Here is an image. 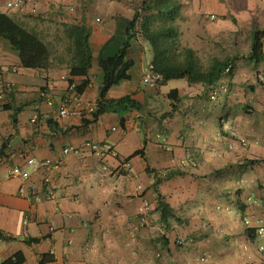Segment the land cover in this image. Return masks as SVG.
Instances as JSON below:
<instances>
[{"label":"crops","instance_id":"obj_1","mask_svg":"<svg viewBox=\"0 0 264 264\" xmlns=\"http://www.w3.org/2000/svg\"><path fill=\"white\" fill-rule=\"evenodd\" d=\"M8 1L0 0V12L41 37L46 32L34 25L38 20L56 29L62 23L85 24L92 61L89 84L71 105L77 112L59 116V100L68 87L66 63L23 67L0 41V93L4 81L12 83L0 100V264H12L16 253L22 256L18 264H39L41 254L52 256L46 264H264V247L259 248L264 238L251 228L264 226V38L260 59L248 57L251 30L264 29V0H182V19L196 27L201 22L218 27L228 44L240 37L236 22L248 27L243 52L199 62L204 69L226 63L217 79L226 80V89L217 99L211 98L212 82H144L152 55L145 54V41L135 32L126 49L133 62L129 78L106 92L109 98L132 94L142 103L141 111L124 114L123 124L113 111L84 120L98 99V55L118 50L133 9L118 0H23L22 9L8 7ZM230 15L237 18L234 24ZM47 86L53 88L51 105L38 97ZM172 88L177 89L173 109L167 96ZM142 131L150 135L146 145ZM159 133L164 143L157 141ZM87 141L110 142L117 157L95 155L84 146ZM65 146L82 151L64 154ZM141 147L142 153L128 159L130 170H121L118 158ZM29 157L56 165L33 168L26 163ZM13 165L26 167L28 179L11 176ZM156 177L159 193L182 220L168 229L152 211ZM29 238L38 241L27 243Z\"/></svg>","mask_w":264,"mask_h":264},{"label":"trees","instance_id":"obj_2","mask_svg":"<svg viewBox=\"0 0 264 264\" xmlns=\"http://www.w3.org/2000/svg\"><path fill=\"white\" fill-rule=\"evenodd\" d=\"M122 1V0H118ZM182 0H138L133 4V14L125 28V38L118 50L107 57L98 55V65L101 69V82L98 87V99L94 108L90 111V118L84 122H93L105 111L118 113L120 123L124 122V114L128 110H142V103L136 100L132 94H125L117 98L106 96L108 88L122 79H128V68L132 60L126 58V49L135 32L139 33L143 41L149 43L152 49L150 60L151 70L160 75L157 84H163L169 79L185 78L188 82L210 83L217 80L223 72V65L217 61L208 69H204L194 50L188 46H181L179 42V30L176 20L181 17L180 9ZM124 4L130 2L124 0ZM61 36L63 39L64 53L67 55L68 82L74 77H81L76 84L75 90L78 94L89 84L88 70L92 61V51L89 45L90 31L83 23H62ZM264 29L253 28L251 30V43L248 57L259 60L262 55V39ZM61 39V40H62ZM0 41L17 55L21 66L35 69H47L55 59L63 61L59 55L55 56L52 43L43 39L36 31L27 28L17 22L5 12H0ZM173 102L177 99V89L172 88L167 93ZM143 147L135 150L124 159L132 155L142 153ZM150 170H148L149 172ZM158 177L152 184L156 193L155 206L152 211L158 213L157 222L163 229H168L173 222L182 221L173 207L165 201L157 189ZM251 228H254L251 227ZM254 232V229H252ZM1 235V232H0ZM164 237V235H161ZM38 239L29 238L27 243H33ZM179 244V243H177ZM39 264H46L52 259L49 254H41ZM22 260L20 253H16L12 264H18Z\"/></svg>","mask_w":264,"mask_h":264},{"label":"built area","instance_id":"obj_3","mask_svg":"<svg viewBox=\"0 0 264 264\" xmlns=\"http://www.w3.org/2000/svg\"><path fill=\"white\" fill-rule=\"evenodd\" d=\"M7 6L10 8H18L22 9L23 7V0H10L7 2ZM35 10L33 9L32 12ZM160 78V75L157 73L152 72L151 65L149 66L148 73H145L143 76V80L149 84H155L156 81ZM4 91L0 93V100H5L6 93L12 88V83L8 80L4 81ZM76 82H68L67 92L60 98L59 106H58V115L59 116H68L77 112L71 105L76 104L78 102L77 95L78 93L75 90ZM209 89L211 92V98L217 99L219 94L226 89V80L219 79L209 84ZM53 88L52 87H43L38 90V97L42 98L48 105H51L54 101L53 95ZM36 118V115L34 116ZM84 146L88 148L92 153L97 156H114L117 157V151L113 147V145L108 141H87L84 143ZM63 153L68 154H78L82 151L80 147H73V146H65L63 148ZM27 165L32 166L33 168H49L56 165V162L50 159H40L36 157H29L26 161ZM118 167L123 170L124 172H128L130 170V162L124 158H118ZM9 173L13 177H17L21 180H26L29 177L30 172L26 167L20 165H13L11 166ZM43 184L47 186V195L51 198L54 197V194L51 190L50 186V179L49 177L45 176L43 178ZM20 192H24V187L21 186L19 188ZM34 200H40L39 195L34 196ZM27 218L22 220L23 224H26ZM140 222H144V216H141ZM243 223L245 225H251L249 218L244 217ZM254 234L256 237L264 238V226L263 225H256L254 226ZM264 246L260 245V249Z\"/></svg>","mask_w":264,"mask_h":264},{"label":"rangeland","instance_id":"obj_4","mask_svg":"<svg viewBox=\"0 0 264 264\" xmlns=\"http://www.w3.org/2000/svg\"><path fill=\"white\" fill-rule=\"evenodd\" d=\"M127 3L130 2L131 4L128 6H132L133 4H136L138 0H125ZM124 3V0L121 1ZM127 5V4H125ZM133 8V7H131ZM35 18V17H33ZM30 20L31 23L35 20ZM185 18L180 17L176 20V24L178 26L179 30V42L181 46H188L191 47L195 55L196 53L199 54L198 60L199 62H202L203 64H207L210 62L211 58H217V59H224V57H231L239 52H243L246 43L243 41L244 38H246V35L244 33V29H248L242 22H236L237 18H234L233 16L230 15L229 21L231 24L236 22V33L240 35V37H235L232 38V40L236 39L237 42H229V44L226 41V38L223 36L224 34L220 32V29L218 27H207L204 26L201 23H199V26H195L189 19L184 20ZM212 21H215V18L210 17L209 22L212 23ZM38 26V28H41L42 30H45V37H43L45 40H49L54 48V54L55 56L59 55L63 57V61L66 59V54L64 53V48H63V39L61 36V26H59V29H56L54 25L48 22L46 19L45 21H36L35 24ZM203 25V26H202ZM214 25V24H212ZM218 28V29H217ZM236 28V27H235ZM212 31V32H211ZM218 31V32H214ZM211 32V33H210ZM214 34V35H211ZM62 39V40H61ZM144 48H145V54L147 56L152 55V49L149 45V43L145 42L144 43ZM65 58V59H64ZM58 59L54 60V63L57 62ZM67 63V62H65ZM227 72V71H226ZM161 134L159 133V136L156 138L157 141L163 142L161 139ZM142 144L146 145V137H150L149 134H147L145 131H142ZM169 146L168 144H164ZM175 169V168H174ZM197 195H200V191L198 192Z\"/></svg>","mask_w":264,"mask_h":264}]
</instances>
